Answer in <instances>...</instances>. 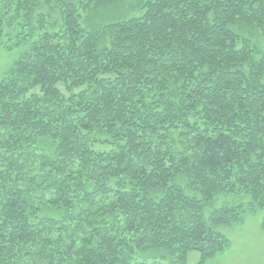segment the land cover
<instances>
[{"label": "trees", "instance_id": "trees-1", "mask_svg": "<svg viewBox=\"0 0 264 264\" xmlns=\"http://www.w3.org/2000/svg\"><path fill=\"white\" fill-rule=\"evenodd\" d=\"M6 43L0 264H207L264 211V0H0Z\"/></svg>", "mask_w": 264, "mask_h": 264}, {"label": "rangeland", "instance_id": "rangeland-1", "mask_svg": "<svg viewBox=\"0 0 264 264\" xmlns=\"http://www.w3.org/2000/svg\"><path fill=\"white\" fill-rule=\"evenodd\" d=\"M49 18L51 23H60L56 13L49 15ZM23 50V46L13 47L12 43H6L3 48L0 46V78L10 70ZM263 221L264 211H261L256 215H247L240 226L221 228V232L230 241L229 247L207 264H264ZM197 262L198 255L195 252L187 255V264Z\"/></svg>", "mask_w": 264, "mask_h": 264}]
</instances>
